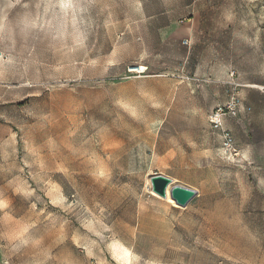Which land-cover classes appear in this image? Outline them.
<instances>
[{
	"label": "rangeland",
	"instance_id": "1",
	"mask_svg": "<svg viewBox=\"0 0 264 264\" xmlns=\"http://www.w3.org/2000/svg\"><path fill=\"white\" fill-rule=\"evenodd\" d=\"M0 264H264V0H0Z\"/></svg>",
	"mask_w": 264,
	"mask_h": 264
},
{
	"label": "water",
	"instance_id": "2",
	"mask_svg": "<svg viewBox=\"0 0 264 264\" xmlns=\"http://www.w3.org/2000/svg\"><path fill=\"white\" fill-rule=\"evenodd\" d=\"M151 183L153 191L165 198L168 195V188L170 187L171 198L182 207L187 206L198 195L197 189L176 182L173 177L162 173L153 174L151 176Z\"/></svg>",
	"mask_w": 264,
	"mask_h": 264
},
{
	"label": "bare ground",
	"instance_id": "3",
	"mask_svg": "<svg viewBox=\"0 0 264 264\" xmlns=\"http://www.w3.org/2000/svg\"><path fill=\"white\" fill-rule=\"evenodd\" d=\"M144 69H145V67H144V66H141V67H139V68H135L134 70L142 71V70H144Z\"/></svg>",
	"mask_w": 264,
	"mask_h": 264
}]
</instances>
